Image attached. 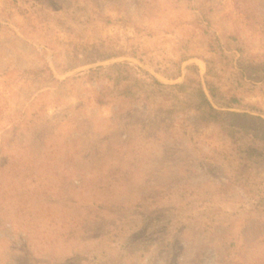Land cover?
I'll list each match as a JSON object with an SVG mask.
<instances>
[{"label":"rangeland","instance_id":"374dc122","mask_svg":"<svg viewBox=\"0 0 264 264\" xmlns=\"http://www.w3.org/2000/svg\"><path fill=\"white\" fill-rule=\"evenodd\" d=\"M131 64L264 111V0H0V264H264V166Z\"/></svg>","mask_w":264,"mask_h":264},{"label":"trees","instance_id":"16d2710c","mask_svg":"<svg viewBox=\"0 0 264 264\" xmlns=\"http://www.w3.org/2000/svg\"><path fill=\"white\" fill-rule=\"evenodd\" d=\"M243 57L240 62H243ZM188 59L181 61L180 70L182 65ZM127 63H114L109 66H100L90 69L91 74H95L98 71L107 72L111 69L122 68L128 66ZM135 67L139 72L143 73L140 77L142 82H146L152 91L158 93L163 97L169 96L173 99L181 101L180 95L187 97L189 103H187L188 109L195 113L197 120L206 127L216 128L222 132V134L228 138L234 146L239 160L241 161V172H247L254 167L264 166V111L254 106H243L239 97L233 96L228 102L222 105V108H218L214 105L210 98L215 97V93L211 88V81L208 79L210 85L209 93L206 90L203 81L201 80L200 68L197 65L188 66V70L196 69V80L187 77L182 83L169 85L159 79L155 74L150 71L144 70L140 66ZM211 66L208 62V75L211 73ZM260 76L250 74V77L256 82H261L264 79V70L259 68ZM199 78V80H198ZM172 100V99H170ZM232 109H236L232 111ZM262 113V115H256L254 112Z\"/></svg>","mask_w":264,"mask_h":264}]
</instances>
